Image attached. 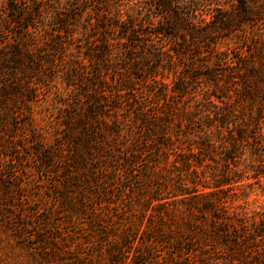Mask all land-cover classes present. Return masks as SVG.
Returning <instances> with one entry per match:
<instances>
[{
  "label": "trees",
  "instance_id": "obj_1",
  "mask_svg": "<svg viewBox=\"0 0 264 264\" xmlns=\"http://www.w3.org/2000/svg\"><path fill=\"white\" fill-rule=\"evenodd\" d=\"M0 264H264V0H2Z\"/></svg>",
  "mask_w": 264,
  "mask_h": 264
},
{
  "label": "rangeland",
  "instance_id": "obj_2",
  "mask_svg": "<svg viewBox=\"0 0 264 264\" xmlns=\"http://www.w3.org/2000/svg\"><path fill=\"white\" fill-rule=\"evenodd\" d=\"M0 5H2V0H0ZM33 107H34V113H35V115L37 117H40L41 114H42L41 113V107L38 104L34 105ZM38 126L39 127L44 126L43 121H39L38 122ZM46 140L47 141H50L51 140V136L48 133L46 134ZM42 202L44 203V199L42 200ZM239 204H242V201H236V202H234V205L235 206L236 205H239ZM249 204H250V207L251 208H258L260 205H262V198H259V197L255 196V195H250L249 196Z\"/></svg>",
  "mask_w": 264,
  "mask_h": 264
}]
</instances>
